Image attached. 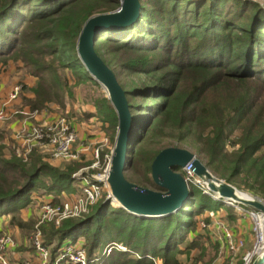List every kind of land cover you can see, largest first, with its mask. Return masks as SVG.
<instances>
[{
	"label": "trees",
	"instance_id": "16d2710c",
	"mask_svg": "<svg viewBox=\"0 0 264 264\" xmlns=\"http://www.w3.org/2000/svg\"><path fill=\"white\" fill-rule=\"evenodd\" d=\"M119 6V0H0V65L22 61L38 77L31 110L47 102L63 106L72 88L61 70H71L109 123L112 145L117 113L87 74L77 41L90 16ZM263 6L252 0H141L136 21L96 38L95 49L125 89L132 113L127 179L162 191L152 179V162L162 149L181 147L214 175L247 185L264 200ZM4 150L0 145V214L8 212L6 202H30L38 191L59 203L62 192L77 186L72 175L78 165L55 167L37 150L20 155L9 148L11 157ZM108 152L102 150L103 163ZM190 189L188 202L161 218L134 215L104 197L78 217L42 224L52 247L49 264L61 246L82 238L90 259L117 239L127 247L112 248L96 264H186L181 254L206 247L196 242L203 236L197 215L224 204L194 184ZM13 213V225L34 229L36 222L23 220L19 207Z\"/></svg>",
	"mask_w": 264,
	"mask_h": 264
},
{
	"label": "water",
	"instance_id": "95a60500",
	"mask_svg": "<svg viewBox=\"0 0 264 264\" xmlns=\"http://www.w3.org/2000/svg\"><path fill=\"white\" fill-rule=\"evenodd\" d=\"M118 9L90 16L84 23L77 41V53L89 74L107 93L118 116L115 142L111 151L108 182L119 207L145 218H161L178 211L192 196L184 167L192 162L193 172L208 187L211 194L225 203L251 206L264 215V202L237 194L236 187L215 176L191 151L181 147L162 149L151 165L153 181L162 191L143 187L127 179L129 144L132 137V113L125 89L115 72L95 49V40L107 29L124 30L140 15L141 0H119ZM182 169V172L179 171ZM106 198L104 202H109ZM231 201H227L228 203ZM229 205H233L229 203ZM252 264H264V248Z\"/></svg>",
	"mask_w": 264,
	"mask_h": 264
},
{
	"label": "rangeland",
	"instance_id": "374dc122",
	"mask_svg": "<svg viewBox=\"0 0 264 264\" xmlns=\"http://www.w3.org/2000/svg\"><path fill=\"white\" fill-rule=\"evenodd\" d=\"M262 5H264V3ZM164 56H165V54H162L161 58H163ZM161 58H159V59L161 60ZM61 72L64 73V76L69 78L70 87L72 88L71 91H73V90L74 91H81V92L87 94L88 97L92 96L90 93V90L87 89L85 87V85H83V83H79L78 79L73 76V73L71 72V70H68V69L63 70L62 69ZM87 74H89V72ZM37 81H38V77L35 76L34 74H32V72H30L28 69L24 68L22 61L14 62L13 60H10L6 66L0 65V87L3 85V87L0 89H3L5 94H7V92H8L7 90L11 89V91H9L8 97H9L10 93L12 92V90L14 89L15 86L16 87L18 86L17 88L20 89L19 90L20 93L17 95L16 99L12 101L13 104L11 103V106L14 105V103L16 101L21 99V104H22V105H20L22 107L21 110H24V111L26 110L25 105L28 106L30 109H32L30 99H32L34 101V97L33 98L29 97L28 93H32V89L35 87ZM99 89L102 92H104V94L107 95V93L104 91V89L101 87V85L98 88V90ZM66 96H68V97L66 98ZM66 96H65V100H64L65 104L63 106L58 105L56 102H47L43 108L33 111L34 113H30L29 110H27L28 114H24L25 115L24 121L28 122V120H32L33 116L36 115V112H41V111L46 112L47 115H50L53 119H51V120L46 119V120H43L42 122L36 121V123H33L31 125H38V124L39 125L40 124L49 125L50 124L49 122H51L53 120L65 121L67 123L66 125H68V124L70 125V130L75 135V139L72 142V145L70 144V147L74 148L72 150V153H73L72 156H66V158L54 156L53 152H54V149H56V144H54V143L51 144L47 141H43L42 143L37 142L35 145H37V144L42 145L40 149H42L44 152H46L47 155L49 156V158H46V159L52 160V161L53 160H55V161L59 160L61 162L62 167H66V166H70V165H75V166L78 165V166H80V168L78 170L80 172L84 173V172H89L90 170H94L95 172H99V170L97 168H91L90 164L92 163L93 158L96 155L95 151L97 149L98 150L100 149L99 151H101L104 148H107V149L110 148V150L113 148V145H111V139H109V135L111 138L112 132L106 131L107 133L105 132L106 135L103 136V139L99 142L100 144L99 143L95 144L94 147L89 149V146L84 145V143L79 139V134L77 132L75 121L71 118V111H68L69 109H71V108H68V106L71 105V107H73V105H74L73 103L76 101L70 95L66 94ZM8 97H6L2 101L7 100ZM99 97H100V94H99ZM0 132L3 133V131H1V130H0ZM20 137H22V134L20 135ZM25 137H26V135L23 136L22 138L25 140ZM115 137H116V135H115ZM114 142H115V140H114ZM0 145L5 146V150H4L5 156L11 157L8 152H9V148H13V147H12V145L8 144V138H7L6 133L5 134L3 133L2 136L0 137ZM88 151H91V153H92L91 158L85 157L87 155ZM45 162L49 163L51 161H45ZM179 171L182 172V169H179ZM97 174H100V173H97ZM125 175H126V173H125ZM127 175L129 177L131 176V174L129 172H127ZM217 177L224 180L225 182L230 183L233 186H235L236 189L239 190V194H241L243 196H251V198L259 199V200H262L264 202V200L255 191L249 189L247 185H242V184L237 185L233 182L231 183V182L227 181V179H224L221 176H217ZM81 181H83V180H81ZM81 181L75 180V185H78V187L77 186L75 187V190H73L72 194L65 192V196L61 198L59 203L58 202L54 203V196L52 194L47 193V192L38 191V193L35 194L33 198H41L42 200L39 203H34V204H32L34 202L33 199L30 201L33 208L35 206L38 208L37 219L41 215H45V213H47V211H51L53 209L50 205V203L52 201L54 203V204H52L53 206L60 205L61 203L63 204L64 202H68L69 204H73L76 202L79 203L80 201L86 202V200H87V199H85L86 194H85L84 189L82 187L83 183ZM107 194L108 193H105V195H103L102 198L106 197ZM47 196H53V199L44 198ZM75 196H77V197L75 198ZM111 202H112L111 204L113 206L119 207L118 203L114 202V198L111 200ZM234 205H229V204L224 203L222 206H220L221 208H218L216 210H207L204 213L198 214L197 215L198 231L208 230L209 227H212L211 229H214V226L216 228V225H218V226H220L221 230H224L225 228L231 230L234 233V236H236L240 239H243L244 244L241 247H239L237 250L232 252L228 249L227 245H226L227 249H225V248L220 249V247L217 243H215V244L208 243V246L203 248L204 250L202 248H200V249L197 248V251L194 255V259L189 264H215L218 262L219 259H220L219 260L220 264L223 262H224L223 264H233V263L234 264H245V261H246L245 258L247 256V254L252 252V250L255 246V243L257 241V233H258L257 229H260L261 227L264 229V220H263L264 215L262 212H259L257 210L255 211L251 207L246 206L244 204L234 203ZM14 214L15 213H13V212L10 214H7V216L9 215V219H8L9 222H11V219H12ZM254 215H256V216H254ZM211 217L214 219L216 218V221L210 222V224H208L206 220L211 219ZM260 218H262V221ZM37 219L35 220V222H37ZM241 220L243 221V224H241ZM40 228H41V226H40ZM111 229H112V231H114V227H111ZM234 230H236V231H234ZM26 231H27L26 236H27V238H29L30 243H31L30 247H31L32 255L33 254L35 255L36 249L34 248V245H33V238H34V231L35 230L34 229L33 230L32 229H26ZM201 233H202V235H204L203 234L204 232H201ZM1 234L8 235L13 240V244L8 245V247L16 245V241L13 238V235L10 234V232H6V231L2 232L1 231ZM90 235H91V233H90ZM203 237H205V236L198 238V240L196 241L199 244V246L204 241L208 242V240H203ZM213 237H215V234H213ZM44 240L48 244V247L47 246L46 247L49 249V253H48V264H49L52 247L49 246V243L47 242V236H45V235H44ZM85 240H86V238H85ZM111 243L118 244L119 249L127 250V247L122 242H120L119 239H117L115 242H111ZM67 244H71V243H66L63 246H65ZM72 245L83 246L85 248L84 239L83 238L78 239L76 242H73ZM87 246H89V245H87ZM120 246L123 248H120ZM8 247H7V254H8ZM182 247H184V243L182 244ZM8 256H9V254H8ZM226 257L229 260V261L226 260L228 262L223 260L224 258L226 259ZM256 258H257V256L253 258V261ZM194 260H196V263ZM222 260H223V262H222ZM157 262H158V259H157ZM37 264H39V260H38Z\"/></svg>",
	"mask_w": 264,
	"mask_h": 264
},
{
	"label": "built area",
	"instance_id": "2783aa9c",
	"mask_svg": "<svg viewBox=\"0 0 264 264\" xmlns=\"http://www.w3.org/2000/svg\"><path fill=\"white\" fill-rule=\"evenodd\" d=\"M252 1H259L262 4L264 3V0ZM17 87H14L7 100L0 102V123L11 119L13 115H16L18 113L28 114L27 110H15L11 106L12 101L15 100L17 95L20 93V89H18ZM30 113L34 112L32 111ZM49 123V125L38 124L24 127V131H26L24 142L27 153L37 142L42 143L43 141H47L51 144H56V149H54L53 152L54 156L63 158H66V156H72V150L74 148H71L70 144L72 145V142L75 139V135L70 130V125H66L67 123L61 120H53ZM99 150L97 149L95 151L96 155L94 156L93 161L90 164L91 168H97L99 172H95L94 170H90L89 172L84 173L77 171L72 175V178L77 181L83 180L81 182L83 183L82 187L86 194V202L80 201L79 203L76 202L73 204L64 202L63 204L61 203L60 205L53 206L52 204L54 203L52 201L50 205L53 209L51 211H47L45 215H41L40 217H38L34 228L35 231L33 245L39 258V264H48L49 253V249L45 245L43 232L40 228L42 224L54 222L56 225H59L63 219L78 217L84 213H87L90 207L93 204L97 203L100 199H102L105 193H108L105 199L109 198V202L112 203L111 200L114 197L112 195L111 187L108 182L112 149L110 150V153L108 152L105 154L104 163L102 161V150ZM192 169V162H189L183 169L184 176L186 177L187 181L190 184H194L197 187L201 188L204 193L211 195L214 199L220 200L217 196L210 193L207 185L195 175ZM225 203L229 204L227 201H225ZM232 204L234 205V203ZM260 219L262 221V218ZM261 228L257 229V241L252 252L247 254L245 258V264H252L253 258L258 256L264 248V229ZM223 233L225 235L226 245L230 251L233 252L244 244L243 239L234 236V233L231 230L225 228L223 230ZM10 244H13V240L8 235L1 234L0 232V264H13L7 254V247ZM118 246L119 245L116 243H111L106 247V249H104V253L101 257L90 259L87 254V250L83 246H75L72 245V243L67 244L65 246H61L53 264H61L62 262H65L66 264H96V262L102 260V257L105 256L106 253H109L112 248H119ZM120 248L123 247L120 246ZM155 261L157 264V259Z\"/></svg>",
	"mask_w": 264,
	"mask_h": 264
},
{
	"label": "crops",
	"instance_id": "0c3cea01",
	"mask_svg": "<svg viewBox=\"0 0 264 264\" xmlns=\"http://www.w3.org/2000/svg\"><path fill=\"white\" fill-rule=\"evenodd\" d=\"M34 80V79H33ZM3 85L0 87L2 88ZM7 94L3 91V89H0V102L4 100L6 97H8L9 91L11 89L7 90ZM28 96L33 98L34 94L28 93ZM76 102H74L73 107L68 106V111H71V118L75 121L77 132L79 134V139L84 143V145H88L89 149L94 147L95 144H98L102 139L103 136L106 135L105 132L109 131V123L105 122L97 113V107L92 101L91 97H88L87 94L81 92V91H72L71 96ZM13 104V103H12ZM21 99L16 101L12 107L15 110H21L22 107L20 106ZM25 105L26 110H29V112H32L31 109ZM25 115L24 114H16L13 115V117L7 121H4L0 123V128L3 132L6 133L8 138V144L12 145L13 149L17 148L18 154H25L27 153V150L25 148V142L22 138L26 135V131H24V127H29V125L37 122H42L43 120H51L53 119L50 115H47L46 112H36V115L33 116L32 120L24 121ZM107 133V132H106ZM22 134V137L20 135ZM109 139L110 135H109ZM100 144V143H99ZM112 145V140H111ZM23 146V147H22ZM42 145H34L31 149L37 150L38 153L43 157L44 161H51L49 164L55 166V167H61V162L59 160H47L46 158H49L46 152H44L41 148ZM9 153V152H8ZM91 151H88L87 155L85 157L91 158ZM93 158V157H92ZM78 187V185H77ZM75 190V189H74ZM73 191H70L69 193L72 194ZM65 192H62L60 197H64ZM77 196H75L76 198ZM47 199H53V196H47L44 197ZM74 199V198H73ZM34 203H39L42 199L41 198H33ZM32 204L30 202L23 203L21 200H11L5 203V205L2 206V208L8 210L7 213H1L0 214V232L6 231L10 232V234L13 235V238L16 241V245L9 246L8 247V254L9 258L14 264H37L38 263V256L37 253L35 255H32L31 252V243L29 238L26 236V229H21L17 225H13L11 222L8 221L9 215L12 212H16L17 208L20 209V217L25 221H35L37 219V213L38 208L35 206L32 207ZM21 206V207H20ZM15 209V210H12ZM37 209V210H36ZM12 210V211H10ZM10 211V212H9ZM211 222H215L216 218L210 219ZM216 224V223H215ZM241 224H243V221L241 220ZM212 227H209L208 230H202L198 232H204L203 240L204 245L208 246V243H217L220 247V249L226 247V239L225 235L223 234V230H221L220 226L216 225V228L214 226V229H211ZM236 231V230H234ZM202 234V233H201ZM213 234H215V237H213ZM197 251V248L186 250L183 254L180 255L181 261H183L186 264H189L193 261L194 255ZM227 251V250H226ZM225 256V255H224ZM228 257V256H227ZM224 258L223 260H228V258ZM220 260V259H219ZM215 264H220L219 261ZM222 260V262H223ZM229 261V260H228ZM226 261V262H228ZM224 263V262H223ZM221 263V264H223ZM157 264H163L161 259H158ZM234 264V263H233Z\"/></svg>",
	"mask_w": 264,
	"mask_h": 264
},
{
	"label": "bare ground",
	"instance_id": "6f19581e",
	"mask_svg": "<svg viewBox=\"0 0 264 264\" xmlns=\"http://www.w3.org/2000/svg\"><path fill=\"white\" fill-rule=\"evenodd\" d=\"M237 190V194H239V190L238 189H236ZM240 196H242V197H245V198H251V196H243V195H241V194H239ZM227 201H231L230 199H227ZM114 202H116V203H118V205H119V201L117 200V199H115L114 198ZM229 203H234V202H229ZM236 205V204H235ZM234 205V206H235ZM237 206V205H236ZM263 220H264V216H263ZM113 244V243H112Z\"/></svg>",
	"mask_w": 264,
	"mask_h": 264
}]
</instances>
